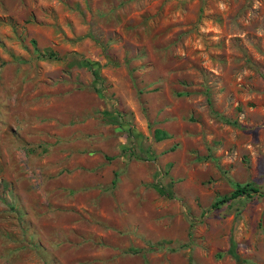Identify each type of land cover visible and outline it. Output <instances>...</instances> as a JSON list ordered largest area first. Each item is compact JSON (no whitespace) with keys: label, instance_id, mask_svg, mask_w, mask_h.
<instances>
[{"label":"rangeland","instance_id":"1","mask_svg":"<svg viewBox=\"0 0 264 264\" xmlns=\"http://www.w3.org/2000/svg\"><path fill=\"white\" fill-rule=\"evenodd\" d=\"M247 182L264 0H0V264H264Z\"/></svg>","mask_w":264,"mask_h":264},{"label":"trees","instance_id":"2","mask_svg":"<svg viewBox=\"0 0 264 264\" xmlns=\"http://www.w3.org/2000/svg\"><path fill=\"white\" fill-rule=\"evenodd\" d=\"M161 135L163 137V132H161ZM161 138V137H159ZM254 193L257 194H264V192H260L259 188L252 184L251 182H247L244 184H235V189L233 192L230 194V196H224L222 199H219L216 204H220L228 199H233L237 197H246V196H252Z\"/></svg>","mask_w":264,"mask_h":264}]
</instances>
